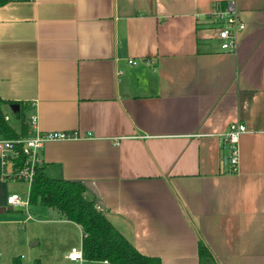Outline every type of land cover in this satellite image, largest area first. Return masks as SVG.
Segmentation results:
<instances>
[{"label":"crops","instance_id":"0c3cea01","mask_svg":"<svg viewBox=\"0 0 264 264\" xmlns=\"http://www.w3.org/2000/svg\"><path fill=\"white\" fill-rule=\"evenodd\" d=\"M229 3L246 23L236 53L210 16ZM0 96L42 132L80 134L46 144L39 164L94 183L97 208L141 254L201 264L202 239L216 264H264V0L11 1L0 6ZM239 121L234 171L222 135ZM9 173L0 154V264H74L85 232L40 204L35 225L53 235L40 254L25 248L31 217L7 202L21 191Z\"/></svg>","mask_w":264,"mask_h":264},{"label":"trees","instance_id":"16d2710c","mask_svg":"<svg viewBox=\"0 0 264 264\" xmlns=\"http://www.w3.org/2000/svg\"><path fill=\"white\" fill-rule=\"evenodd\" d=\"M7 3L9 1L0 0V6ZM15 103L21 106L20 110L14 113L21 124L19 128L5 120L6 106ZM26 113L27 107L22 103H12L0 96V134L10 140L26 138L31 129ZM25 160V156H18L14 160L12 170L22 166ZM35 169L27 198L29 208L40 204L56 210L65 219L80 226L85 232L81 245L85 260L109 264H162L157 257L141 254L136 246L112 225L104 212L97 208L96 202L87 199L85 196L87 187L83 181L52 178L40 164H37ZM198 244L201 264H216L208 245L202 239Z\"/></svg>","mask_w":264,"mask_h":264},{"label":"built area","instance_id":"2783aa9c","mask_svg":"<svg viewBox=\"0 0 264 264\" xmlns=\"http://www.w3.org/2000/svg\"><path fill=\"white\" fill-rule=\"evenodd\" d=\"M9 2L16 0H7ZM27 1V0H25ZM211 19L218 25V38L221 41V49L228 53H236L240 34L246 29V23L240 16L238 8L229 3L225 8H216L210 14ZM129 63L137 66L138 62L132 59ZM6 121L10 118L6 115ZM30 132L26 138L10 140L4 138L0 134V154L3 161V166L6 169L10 164L13 167L14 160L18 156H25L26 160L22 166L11 170L8 175L15 181L21 180L29 185L33 182L35 175V166L39 164V156L41 150L49 142H64V140L79 139L80 134L76 131H47L42 132L38 127L37 117L34 115L30 119ZM247 127L242 122H234L229 125L226 132L222 135V144L229 150L228 160L231 163L234 171L239 169L240 158V139L242 135L247 133ZM91 136V133H87ZM116 140V144H117ZM31 186V185H30ZM28 198V197H27ZM7 202L13 208L29 207V201L21 198L19 194L10 195ZM68 258L74 264H81L84 261L83 249L81 247H73L67 254Z\"/></svg>","mask_w":264,"mask_h":264},{"label":"rangeland","instance_id":"374dc122","mask_svg":"<svg viewBox=\"0 0 264 264\" xmlns=\"http://www.w3.org/2000/svg\"><path fill=\"white\" fill-rule=\"evenodd\" d=\"M8 113L12 117L13 124L20 123L16 119V117L14 116L13 112L9 111ZM26 114H27V117H28V113H26ZM13 183L18 184L19 186H21V188H20L21 189V191H20L21 198H23L24 200H27L28 190L30 188V185L27 182L21 181V180L15 181ZM43 209H46V208H43ZM22 210L24 212V216L25 217H31V218H28L29 221L22 222V224H21L22 234L26 238L24 240L25 248H26V245H28V248H29L28 250H30L31 252H34L36 254H40V252L45 250V248H43V245L45 243H48V241L52 237L53 233H51V229L49 228L50 226H48V225L44 226L45 227V231L42 230V228H43L42 226L38 228V226L35 225V220L38 217H37V214H35L34 206L31 207V208L28 207V209L26 207H23ZM55 212L57 214H60L57 211H55ZM28 239H31V240H30V242L28 244H26V241ZM37 240L38 241L41 240V243L38 244V245L32 246V244H34ZM38 257L41 258L43 260V262H44V260H45L44 258L40 257L39 255H38ZM25 259H27V254L24 253V257H22V260H25Z\"/></svg>","mask_w":264,"mask_h":264},{"label":"water","instance_id":"95a60500","mask_svg":"<svg viewBox=\"0 0 264 264\" xmlns=\"http://www.w3.org/2000/svg\"><path fill=\"white\" fill-rule=\"evenodd\" d=\"M20 107L21 106H19V104H16V103L14 105H11V108H12L14 113L19 111ZM11 167H12V165L10 164L8 166V170L10 171V173L12 172ZM83 184H85L87 189L93 193V195L97 199L96 203L100 206H103L104 202L102 201V199H100V194H99L98 189L96 188L95 184L92 183L91 181H83Z\"/></svg>","mask_w":264,"mask_h":264}]
</instances>
